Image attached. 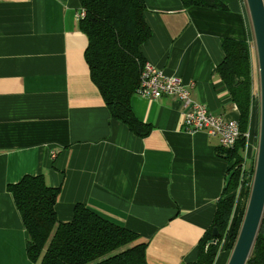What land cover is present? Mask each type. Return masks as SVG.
<instances>
[{
  "label": "crops",
  "instance_id": "obj_1",
  "mask_svg": "<svg viewBox=\"0 0 264 264\" xmlns=\"http://www.w3.org/2000/svg\"><path fill=\"white\" fill-rule=\"evenodd\" d=\"M142 1L151 30L140 46L145 62L192 84V99L209 111L236 120L238 110L215 68L224 57L222 39L246 42L247 168L257 143L259 75L246 1L216 0L215 8ZM79 11L78 0H0V264H34L6 185L40 174L59 188L58 221H70L80 203L146 241L147 264L195 261L230 163L215 137L182 129L174 97H132L135 117L152 127L145 137L110 117L84 60Z\"/></svg>",
  "mask_w": 264,
  "mask_h": 264
},
{
  "label": "trees",
  "instance_id": "obj_2",
  "mask_svg": "<svg viewBox=\"0 0 264 264\" xmlns=\"http://www.w3.org/2000/svg\"><path fill=\"white\" fill-rule=\"evenodd\" d=\"M85 11L78 27L87 38L83 56L91 82L97 88L110 117L125 124L138 137H145L151 125L139 121L131 99L137 94L145 62L140 46L151 36L144 20L142 0H78ZM184 6L218 7L216 0H181ZM223 60L215 72L228 88L239 116L241 133L233 149H223L233 171L217 202L211 228L197 243L195 261L185 264H214L235 243L243 219L249 188L235 216L240 185L245 133L251 107L250 61L245 41L222 39ZM250 134V132H249ZM253 161L247 163L243 185L252 178ZM27 233L25 250L34 264H147V242L124 227L115 225L76 203L68 222L58 221L54 209L59 188L47 185L43 175H24L6 185ZM217 237H212V229ZM227 240L223 248L222 241ZM223 248V249H222ZM245 264H264V210Z\"/></svg>",
  "mask_w": 264,
  "mask_h": 264
},
{
  "label": "built area",
  "instance_id": "obj_3",
  "mask_svg": "<svg viewBox=\"0 0 264 264\" xmlns=\"http://www.w3.org/2000/svg\"><path fill=\"white\" fill-rule=\"evenodd\" d=\"M84 17L85 11L80 9L77 19L82 20ZM191 88L192 84L182 83L178 77L165 75L162 70L148 62H144L140 72L137 94L154 99L163 96L174 97L182 110V129L184 131L189 133L204 131L207 135L215 137L221 148L233 149L241 135L238 120L209 111L204 103L192 99ZM245 137L246 147L249 140L248 131L245 133ZM245 169L242 164L239 185L241 188L243 180L247 177ZM239 187L237 189V197L240 195Z\"/></svg>",
  "mask_w": 264,
  "mask_h": 264
},
{
  "label": "water",
  "instance_id": "obj_4",
  "mask_svg": "<svg viewBox=\"0 0 264 264\" xmlns=\"http://www.w3.org/2000/svg\"><path fill=\"white\" fill-rule=\"evenodd\" d=\"M245 1L251 21L258 64L260 93L259 137L253 180L247 205L227 264L246 263L264 210V0ZM232 173L233 171L226 176L225 186L229 183ZM217 234V229L213 228L212 237L216 238Z\"/></svg>",
  "mask_w": 264,
  "mask_h": 264
},
{
  "label": "rangeland",
  "instance_id": "obj_5",
  "mask_svg": "<svg viewBox=\"0 0 264 264\" xmlns=\"http://www.w3.org/2000/svg\"><path fill=\"white\" fill-rule=\"evenodd\" d=\"M258 85V81H257V84H256V86ZM257 91H258V93H257V96H256V98H255V101H256V103L254 102V104L257 106V108H258V119H257V129H256V132H255V137H256V141H257V143H256V147H255V149H254V152H253V158H252V161H253V163H251V165H252V167H253V173H254V167H255V160H256V154H257V146H258V137H259V122H260V100H259V97H260V93H259V86H258V88H257ZM256 108V107H255ZM252 180H253V175H252V178H250V180H249V182H248V184H247V181L244 183V185L242 186V188H241V186L239 187V190H240V195H239V197H236V207H235V211H234V215L236 216L237 214H238V210H239V208L241 207V204H242V200H243V191L246 189V187L248 186V187H250L251 188V183H252ZM241 188V189H240ZM250 188H249V191H250ZM249 196V195H248ZM247 201H248V199H247ZM247 201H246V205H247ZM246 208V207H245ZM245 212V211H244ZM260 225V224H259ZM227 240L228 239H225V241L223 240L222 241V244L221 245H223V248L225 247V245L227 244ZM234 246V245H233ZM222 248V249H223ZM233 248V247H232ZM232 248L231 249H229V250H227V252H225V251H222L223 253V255H224V263L223 264H227V261L229 260V257H230V254H231V251H232ZM218 260V259H217ZM217 260H216V263H217ZM216 263H214V264H216Z\"/></svg>",
  "mask_w": 264,
  "mask_h": 264
},
{
  "label": "bare ground",
  "instance_id": "obj_6",
  "mask_svg": "<svg viewBox=\"0 0 264 264\" xmlns=\"http://www.w3.org/2000/svg\"><path fill=\"white\" fill-rule=\"evenodd\" d=\"M224 263V255H220L216 264H223Z\"/></svg>",
  "mask_w": 264,
  "mask_h": 264
}]
</instances>
